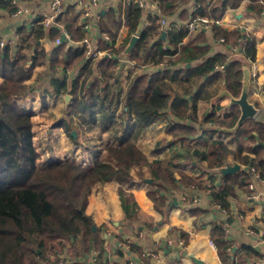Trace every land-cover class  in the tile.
Returning a JSON list of instances; mask_svg holds the SVG:
<instances>
[{"label":"trees","instance_id":"1","mask_svg":"<svg viewBox=\"0 0 264 264\" xmlns=\"http://www.w3.org/2000/svg\"><path fill=\"white\" fill-rule=\"evenodd\" d=\"M153 1L163 14L172 17L180 5L192 0ZM198 1L190 16L186 12L182 15L189 18L187 22L193 16L221 18L228 4L240 2L222 0L211 4L208 0ZM3 6L12 10L10 0H5ZM255 8L262 10L264 3H257ZM145 9L132 0L128 30L131 34H138L139 38L128 58L129 61L144 62L146 66L142 68L151 70L143 69L135 74L117 118L119 93L112 87L119 79L120 58L113 54L87 58L84 45L73 48L66 40L50 51L37 44L44 37L52 42L60 38L61 25L72 41H81L86 32L80 23L82 10L76 4L66 3L56 22L48 28L41 22V17L35 19L31 27L21 25L17 31L20 37L16 48L9 41L4 46L0 45V264H83L79 259L87 257L93 250L102 252L104 238L101 227L87 212L89 197L94 192L105 194L109 188L116 190L124 218L137 221L141 220V209L132 189L143 184H146L147 195L155 208L162 212L170 207L168 195L175 194L181 185L183 188L207 189L211 202L229 207L230 200L236 197V187L249 184L250 168L254 167L256 174L264 178V119L256 122L246 120L238 126L234 136L238 147L232 153L240 164L247 166V170L222 175L223 182L219 187L215 186L216 179L207 170L216 168L220 172L219 168L225 165L218 156L219 141L216 139L210 140L204 150H195V155L203 163L201 171L207 173V184L196 181L195 177L183 171L179 172L180 178L177 179L175 162L150 159L141 150L142 146L137 142L140 131L159 120L167 119V130L174 133L181 129L198 131L216 119V115L211 114L200 122L197 106H186L180 101L167 105L165 100L171 95L166 91L173 92L172 83H190L213 75L223 79L225 89L238 97L244 77V60L239 56L228 58L226 53L207 55L209 48L200 44L205 41L203 32L191 35L187 22L164 29L159 24L162 16L153 13L148 15L147 24L143 26ZM212 31L215 37H223L227 44H235L240 37L244 38L240 54H243V59L248 56L255 59L257 47L253 35L244 34L239 28L227 30L216 23L212 24ZM103 32L108 33L112 41L115 39L116 32L112 29H104ZM123 49L124 44L116 55ZM129 71V77L133 78L135 70L130 68ZM89 77L93 78L90 82ZM23 84L27 87L21 93ZM68 94L69 101L63 105L67 119L62 118L59 123L68 130L73 122L70 117L73 112L79 113L80 109L97 104L104 110L103 115L110 117L107 122L114 123L115 132L111 137L115 142L107 141L106 147L95 148L93 159L84 164L70 156L41 164L33 127L37 110L32 103L37 100L49 109L51 101L61 99L65 102ZM27 95H30L29 100ZM164 107L169 108L164 110ZM133 114L136 115L133 122L127 118L120 119L124 115H130L131 119ZM81 117L86 119L85 114ZM187 119L199 121V127L181 122ZM220 123L225 124L224 121ZM125 126L129 127L130 135L123 140ZM68 134L74 139L70 130ZM244 137L247 138L244 140ZM163 143L164 140L157 139L156 149ZM192 202L193 198H188L186 204L192 207L193 213L204 212L203 208L192 206ZM214 230L220 233V238L215 241L225 264H248L263 256L246 245L238 256L225 240L221 226L215 225ZM67 246L71 248L70 253ZM132 249L140 252L134 244ZM66 252L76 260H51V254L57 256Z\"/></svg>","mask_w":264,"mask_h":264},{"label":"crops","instance_id":"2","mask_svg":"<svg viewBox=\"0 0 264 264\" xmlns=\"http://www.w3.org/2000/svg\"><path fill=\"white\" fill-rule=\"evenodd\" d=\"M64 1L66 3L76 4L77 8H79L80 0ZM87 1L81 0L84 5L87 4ZM208 1L212 4L216 1L217 3H221L222 0ZM131 2L132 0H99L90 17L93 26L89 35L92 40L101 47L106 46V42L102 39L103 30L112 29L116 32L114 50L118 52L122 44H124L125 48L133 35L128 30ZM259 2L264 3V0H240L238 4H228L221 18L206 16L214 20L219 19L220 21L217 24L224 29L231 30L233 28H239L244 34L253 35L256 38L257 47L254 60H249L247 57L243 59V54H240V52H242L241 48L244 42H239V39L235 44L231 42L228 44L227 42H220L212 31V25L210 28H201L191 33V35L196 36L200 31L203 32L201 34L204 35L205 41H202L200 44L209 48L207 55L213 56L216 53H226L228 58L239 56L244 60V77L249 76L250 78L249 100L258 108L256 116L247 119V121L251 120L252 122L264 119V8L260 11L255 8V5ZM21 3L29 8V12L20 17L12 18L8 16L6 10H0V15L3 18V21L0 22V37L5 39L12 37L21 23H30L31 21L34 24L35 19L41 17L42 13L49 9L50 0H21ZM197 3L199 4L198 0H192L188 4L180 5L177 12L172 17H169L160 11L155 1L147 0L142 24L146 21L148 15L153 13L167 18L166 25H162V17L159 19V24L164 29L165 27H169V25L186 23L189 18H183L182 15L186 12L190 16L195 11ZM240 39L243 38L240 37ZM186 40L187 38L185 42ZM38 42L47 51H50L53 46L58 45L55 44V40L52 42L48 37H44ZM68 46L75 48L80 45L78 42L73 41V43H68ZM122 51L117 55L121 59L117 71L119 79L114 87H112L116 93H119V102L115 118H117V115L124 105L126 91L135 78V74L138 71L142 72L144 69L142 68L143 65L146 66L144 62L137 63L135 61L133 62L138 64V66H130L124 61V58L129 60L128 54H122ZM130 68L133 71L135 70L132 75L133 78L129 77ZM144 70H151V68H145ZM254 72H256V75H254ZM92 79V77H89L88 81L90 82ZM117 86L118 88H116ZM26 87L27 84L21 86V93L22 90L25 91ZM172 88L173 92L170 90L166 91V93L169 92L171 95V97L165 100L167 105L170 102L180 101L181 104L186 106H197V115L200 122L211 114L216 115L215 121H209L204 128L198 131L188 132L181 129L173 133L167 130V119L159 120L153 126L147 127L144 130L142 129L137 138V142L140 143L143 139V134L145 136V133L157 128L159 131L155 138H153L155 139L154 142H151V144H143L146 155L150 159L160 158L165 162H175V175L177 179L180 178L179 172L183 171L195 177L196 181L207 184V173L201 171L203 163L195 155V150H204L210 140L216 139L219 141L217 143L218 156L223 159L224 163L238 162L232 151L238 147V141H235L234 136L238 128L237 121L241 115L240 106L231 101L233 95L225 89L224 80L216 78L213 75H209L200 81L192 80L190 83L175 82L172 83ZM36 96L38 97V93ZM172 97H174V100H172ZM29 98L30 95H27L26 99L29 100ZM59 100L61 99L54 100V102L51 101L49 103V109L45 108L42 110L44 114L49 117H55L56 109L54 108V103ZM114 100L117 99L114 98ZM33 102H37L39 105L36 107L32 103L37 113L39 111L38 109L44 108L37 100ZM64 103H67L66 100ZM61 108L63 109V107ZM85 108L80 109L77 114H75L76 112L72 113V116L74 118L79 116L80 120L78 121L82 122L83 118L81 114H88L86 113L88 109L87 107ZM164 108V110H168L169 107ZM66 117L64 115V117L55 118L53 123L56 124L54 126H58L59 128L64 126L59 123V120ZM87 117L90 119L91 117H93L92 119L98 118L94 115L86 116V119ZM101 117L100 115L99 118L101 119ZM121 117L120 119L124 120L127 118V120L133 122L136 115L133 114L131 119L130 115ZM102 118L106 122H100V129L98 131H96L97 126L93 123L88 125L86 122L87 125H82L81 128L86 129V133L88 130H92L97 135L106 132L105 135L109 138L113 135L111 129H113L114 123L113 121L107 122L110 118L109 116L104 115ZM176 120L180 121L179 119ZM199 121L194 122L187 119L181 122L199 127ZM221 121H224L225 124L222 125L220 123ZM59 130L61 131V129ZM129 130V127L127 128L125 126V131L122 133L123 140H126L130 135ZM246 138L244 137V140ZM157 139L164 140L165 143L156 149L155 143ZM92 143L94 144L96 142ZM98 147L96 145L94 148L98 149ZM207 170L208 173L215 177V186L219 187L223 182L222 174L217 172L215 168H209ZM241 170H247V166L241 164ZM249 176V184L244 187H236V197L230 200L229 207H222L220 205L224 209L222 210L220 207V211L211 207V204L214 202L210 201L207 189H199L197 192L199 201L192 202V206H199L204 209V212L193 213L192 207L186 204L188 200L185 201L182 199V194L185 192L184 189L186 190L188 187L183 188V185H181L175 194H169L167 203H169L170 207L165 208L162 212L155 208L153 201L148 197L146 184L133 188L132 191L141 209V220L137 221H127L124 218L116 190L109 188L105 194L100 192L92 193L89 197L87 212L93 217L95 223L101 227V234L104 238V249L102 252L96 249L99 251L96 264H115L118 257L120 259H128L130 253L122 247L125 238L128 237L134 239L133 244L140 249V252L136 249H130L134 252L133 258L136 264H158L152 259L142 256L144 252L149 250L162 254L169 264H196L189 255L203 259L206 264H225L219 256L218 246L215 241L217 238H220V233L214 230L215 225H220L221 229L224 230L225 240L233 247V251H237L238 256L242 254L243 245L251 246L263 255L261 258L249 261L248 264H264V184L262 178L256 174V171L250 169ZM250 183H253L254 188H250ZM174 198L177 199L176 202L173 201ZM147 223H150V226ZM250 228L255 230L256 234L248 233L247 229ZM182 233L186 235L183 236ZM211 241L214 245L211 244ZM88 262L87 258H85V262L82 263L88 264Z\"/></svg>","mask_w":264,"mask_h":264},{"label":"built area","instance_id":"3","mask_svg":"<svg viewBox=\"0 0 264 264\" xmlns=\"http://www.w3.org/2000/svg\"><path fill=\"white\" fill-rule=\"evenodd\" d=\"M5 0H0V10H6L8 13V16H11L12 18H17L20 17L23 14H27L29 12V8L25 5H23L21 3V0H10V7L12 8V10H10L8 7H4L3 6V2ZM137 3L139 4L140 7L145 8L147 6V0H136ZM99 0H88L87 4L84 5L82 4L81 0L79 1V9H81V18H80V23L82 24L83 29L85 30L86 34L84 35V37L81 39V41H79V45L85 46V55L87 58H100L104 55L107 54H113L114 57H117L116 55V50H114V41H112L110 35L108 33H103L102 34V39L108 43V45L106 46H99L94 40H92V38L89 35V32L92 30V22L90 20V17L93 14V9L94 7L98 4ZM49 9L47 11H44L41 15V22L44 24V26L46 28L50 27L51 25H53L56 22L57 17L62 13V11L64 10V6L66 5V2L64 0H50L49 3ZM3 18L0 15V22H2ZM166 20L167 18L162 17L161 18V23L162 25H166ZM219 19H210L206 16H193L191 17V19L187 22V26L189 28V30L191 32H195L201 28H210L211 25L213 23H219ZM147 24L146 21H144L143 26H145ZM21 25H26L28 27L33 26L34 24H32V22H24L19 24L18 28ZM15 30V32L13 33L12 37H10L9 39H5L3 37H0V45L4 46L6 44L7 41H9L11 44H13V46L16 48L17 43H18V39L20 37L18 31ZM62 28V33H61V37L55 39V44H59L60 42H62V36L65 37L64 40L68 41V43H73V41L70 38L69 33L65 30V28L61 25ZM220 42H226L225 39L223 37L218 38ZM42 40V39H41ZM239 42H244V38L240 39L239 38ZM249 60H251V58L248 56L247 57ZM125 62H127L130 66L135 67L136 63L133 61H129L128 59H124ZM254 75H256V72H254ZM252 171H255V168L252 167L250 168ZM218 170V169H216ZM262 182L264 184V178H262ZM250 188H254L253 183H250ZM198 189L196 187H190L187 192L184 194H182V199L183 200H188V198H193V202H198L199 201V195H197ZM211 206H213V208H215L216 210L220 211V204L212 203ZM222 209V207H221ZM224 210V209H222ZM242 217V215H241ZM248 233L250 234H256L255 230L247 229ZM141 234V233H140ZM142 235V234H141ZM264 239V238H263ZM134 239H132L131 237L125 238V241L122 244V247H124L125 250L129 251V258L128 259H120V257H118V259L115 261V264H136L134 257V252H132L130 249H132V245H133ZM211 244L214 245V243L211 241ZM98 250H93V252L91 253V255H89L88 257H84L82 259H79L80 262H85V258H87L88 264H96V260L98 257ZM142 256L144 257H148L150 259H152L153 261L157 262L158 264H169V262L166 261V259L164 258V256L160 253H157L153 250H149L146 251L142 254ZM58 259L59 262H72L75 261L76 259L69 256L67 253L65 254H58L57 256H54L51 260L52 261H56ZM51 264H55V263H51Z\"/></svg>","mask_w":264,"mask_h":264},{"label":"rangeland","instance_id":"4","mask_svg":"<svg viewBox=\"0 0 264 264\" xmlns=\"http://www.w3.org/2000/svg\"><path fill=\"white\" fill-rule=\"evenodd\" d=\"M116 88H118V86ZM22 92H24V90H22ZM63 103L64 102L62 100H59L56 103H54L55 105L54 108L56 109V112L54 111L56 113L55 117L47 116L46 114H44V111H42L45 108H40L38 109L39 111L37 115L33 118V122H34L33 127L35 130V142L38 146V149L40 150L41 158L39 159V162L41 164L58 160L60 158H66L67 156H70L74 158L76 161L84 164L85 162H88L90 159H93L94 150H95L94 147L96 145L99 146L98 148L102 149L107 146L106 145L107 141L109 143L115 140V138L113 137L107 138V135H105L106 132H104L101 135H97L92 130L91 131L88 130V132L86 133V129L81 128L82 125H85L87 122L88 125L92 123L95 124L97 126L96 131L100 129L99 127L100 122L101 123L104 122L102 118L104 117L103 115L104 110L101 109L100 106H98L97 104L88 105L87 106L88 110L86 112L88 113L86 114V116L94 115L98 117L97 119L95 118L92 119L93 117H91L90 119L89 117H87V119H82L81 123H76L79 122L78 120H80L79 116H76V118H74L72 115L70 116L72 117L73 122L70 123V127L68 128V130H70V132L74 136V139H72L68 134V130L64 126H61V128H59L58 126H54L56 123H53L55 118L64 117V115L66 114L61 108L64 105ZM33 106L37 107L39 105L36 102L33 104ZM100 115L102 116L101 119L99 118ZM68 121L71 122L69 118ZM59 129H61V131ZM111 131L115 132L114 129H111ZM158 131L159 130L155 128L145 133V136L143 134L142 136L143 139L140 141V144L142 146L141 147L142 151H144L145 149L143 147V144H148V143L151 144V142H154L155 139L153 138H155ZM92 142H96V143L93 144ZM114 142L115 141H113V143ZM187 189L186 190L184 189L185 193L187 192ZM211 207L213 208V206ZM67 248H68V253H70L71 248L69 246H67ZM50 256L51 258L54 257L53 254H51Z\"/></svg>","mask_w":264,"mask_h":264},{"label":"water","instance_id":"5","mask_svg":"<svg viewBox=\"0 0 264 264\" xmlns=\"http://www.w3.org/2000/svg\"><path fill=\"white\" fill-rule=\"evenodd\" d=\"M142 29L140 28L139 31ZM165 35V32H163V36ZM139 36L138 34H133L131 38L129 39L128 44L125 46L124 50L122 51V54H128L130 51H132L137 43ZM62 39L64 40L65 37L62 36ZM40 42H37L39 44ZM249 89H250V78L249 76H245L242 84V90L239 97H231V101L233 103H236L240 106L241 109V115L237 121V127L240 126L245 120L255 117L258 113V108L249 100ZM70 95H65L66 102L69 101ZM241 164L239 162H233V163H226L225 165L221 166L219 168V171L222 175H226L229 173H237L240 171ZM151 181V179H149ZM176 198H174V202H176ZM189 257L196 263V264H206L203 259L197 258L194 255H189Z\"/></svg>","mask_w":264,"mask_h":264}]
</instances>
